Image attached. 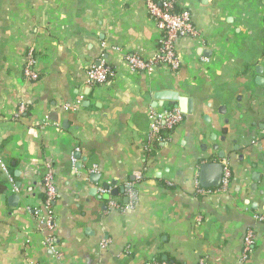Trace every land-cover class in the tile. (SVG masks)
<instances>
[{
	"label": "crops",
	"instance_id": "crops-1",
	"mask_svg": "<svg viewBox=\"0 0 264 264\" xmlns=\"http://www.w3.org/2000/svg\"><path fill=\"white\" fill-rule=\"evenodd\" d=\"M147 1L0 0V264H264V0H174L199 36L151 75L126 61L159 48ZM102 64L115 77L91 85ZM175 109L183 121L149 142L151 113ZM210 164L218 187L200 182Z\"/></svg>",
	"mask_w": 264,
	"mask_h": 264
},
{
	"label": "built area",
	"instance_id": "built-area-1",
	"mask_svg": "<svg viewBox=\"0 0 264 264\" xmlns=\"http://www.w3.org/2000/svg\"><path fill=\"white\" fill-rule=\"evenodd\" d=\"M147 10L150 17L156 22L161 31L159 48L156 55L151 59H146L140 55H128L126 61L133 71L138 73L153 74L156 66L165 65L173 70H177L181 61L177 55L176 41L181 38H188L196 41L199 36L196 30L192 14L188 9L179 8L174 0H148ZM116 75L115 69L109 65H98L92 67L88 73V82L91 85H102L114 78ZM25 76L33 81L39 79V72L35 69V61L32 58L25 68ZM25 111V106L22 104L19 107V113ZM151 125L148 133V141L155 142L161 140V133L166 132V135H171L172 131L183 121V114L179 109L154 111L150 115ZM2 170L7 173L8 169L5 164L0 161ZM230 172H224L223 184L228 185ZM46 204L44 207L45 215H40L38 212V223L40 226L46 227L51 231L54 227V206L53 203L57 197L56 186L53 183V178L46 179ZM129 197L134 201L137 197L135 187L132 184L127 186ZM255 232L250 231L246 237V252H249L250 247L254 244ZM52 239H49V242ZM103 247L107 246L105 242ZM144 264H182L175 262H164L159 260H149ZM200 264H206L201 261Z\"/></svg>",
	"mask_w": 264,
	"mask_h": 264
},
{
	"label": "water",
	"instance_id": "water-1",
	"mask_svg": "<svg viewBox=\"0 0 264 264\" xmlns=\"http://www.w3.org/2000/svg\"><path fill=\"white\" fill-rule=\"evenodd\" d=\"M158 99L177 102L178 107L187 112L185 104L187 100L179 97L177 93H161ZM223 167L220 164L203 165L200 175V182L204 187H218L222 180ZM211 172V173H210Z\"/></svg>",
	"mask_w": 264,
	"mask_h": 264
}]
</instances>
